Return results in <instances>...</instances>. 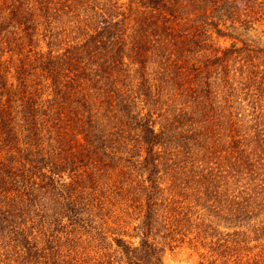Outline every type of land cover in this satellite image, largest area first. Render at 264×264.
<instances>
[{
  "label": "trees",
  "instance_id": "obj_1",
  "mask_svg": "<svg viewBox=\"0 0 264 264\" xmlns=\"http://www.w3.org/2000/svg\"><path fill=\"white\" fill-rule=\"evenodd\" d=\"M209 5L246 29L264 18V0H0V244L22 246L16 259L5 253L4 264L112 262L99 244L108 236L107 220L88 238H69L97 239L95 249L66 259L51 250L65 236L63 217L85 222L84 229L94 224L89 195L97 193L103 167L115 170L117 161L119 174L131 177L121 162L132 160L150 184L143 179L122 191L129 198L121 213L133 208L142 230L138 246L114 238L123 264H165L166 246L185 241L191 228L198 230L191 243L216 229L192 218V195L235 224L229 239L211 241V250L232 264H264V69L257 61L264 48H233L258 54L238 87L224 57L195 56L196 46L206 47L196 21L207 25L211 15L202 11ZM65 16L86 36L67 40L63 51L36 50L42 33L61 40ZM142 103L151 106L145 115ZM242 105L253 120L247 126ZM88 159L91 167L79 166ZM161 163L173 167L171 198L161 197ZM83 210L88 215L80 217ZM34 231L41 240H30Z\"/></svg>",
  "mask_w": 264,
  "mask_h": 264
},
{
  "label": "rangeland",
  "instance_id": "obj_2",
  "mask_svg": "<svg viewBox=\"0 0 264 264\" xmlns=\"http://www.w3.org/2000/svg\"><path fill=\"white\" fill-rule=\"evenodd\" d=\"M119 1V3H126L128 0H115ZM220 6L217 5H209L208 9L206 11L209 16L206 18L205 21L207 22V25L205 26L202 21L198 20L196 23L198 24V27H201V33L199 35H202V39H204V44H206L205 48H201L200 46H196V50L198 53L195 55L197 57L204 58L206 60H214L216 57H224V63L228 65L229 70L231 71V76H234L235 80L238 81L241 80V74L245 71L248 72V70L252 69L251 66V58L258 54H251L249 52L245 51H239L234 52L233 48H243L246 46L247 48H264V18L258 22L254 28H244L240 26L239 23H235L233 21V18H228L225 14H227L224 9L218 10ZM126 10V9H125ZM85 14H89L86 12ZM64 21L67 22V28L66 31H61V40L56 41L53 40V38L45 39L43 36L45 33L41 34V37L37 39V41L34 43L36 50H42L47 51L49 47L54 48L55 50L63 51L64 47H66V41L76 39L80 40L83 39L84 36H86L87 31L81 33L80 30H77L74 24H70L68 22L69 17L63 18ZM199 30V29H198ZM194 31L192 28H188L185 31L188 33H192L195 35V33H198ZM55 41V43H52ZM228 50H232L233 52L227 54ZM264 58H257L258 63L262 64L259 67L260 69H264ZM219 61H216V63ZM215 63V64H216ZM223 63V64H224ZM221 64V65H223ZM220 65V66H221ZM240 86L239 84L237 87ZM141 103V102H140ZM139 107V106H138ZM150 105L140 104L139 110L142 112V115H145L150 110ZM163 106L160 105L158 107V110L155 111L154 118L158 121V125L164 121L162 117H158L157 115L160 114L162 111H164L165 108H162ZM243 105L240 108V111H242V117H241V123H244L245 126L250 125L253 123L252 117L248 116L246 111L242 110ZM198 113V112H197ZM228 127L230 123H227ZM146 156L145 149H143L141 160ZM140 159V157L138 156ZM92 159L86 160V164L78 163L79 166L87 165L88 167L92 166ZM121 165H130L129 169H126V171L131 173V177L128 174L121 175L120 172V166L119 163L116 161L114 162L113 166L117 167V169L114 170V168H109L104 166L103 167V176H101L100 185L97 186V193L95 195H89L92 196L90 198V209H94L91 211V217L92 220L95 221L94 224L89 223V226H87L85 229L80 225H86L84 222L82 223H71L68 220V217H63V224H60V230L62 233L60 235H65L63 237L62 242L55 246L53 250H51L52 257H59V258H69L68 256H74L76 255V251H87V249H95V245L98 243L97 239L93 241H80V242H74L70 240L69 238H73V235L76 236H83V239L88 238V235H94L96 227L101 224V221L107 220L108 225H104V227H107V238L103 242H99L100 246L103 249V253L107 255V260L111 259L112 262L108 260V262L104 264H123L122 260L125 261L126 258H122V253L120 247H118L117 242L114 240V238L122 237L128 241H131L134 246H138L141 242L142 237V230L140 228L141 226V220L138 217L139 214H137L136 211L130 209L131 215L122 214V209L126 207L128 201L127 197L122 194V191L129 190V189H136V185L140 183L141 180L145 179L147 177V172L140 170L142 176H139L136 168L137 163L132 160L131 162H121ZM106 167V168H105ZM105 168V169H104ZM157 175L159 177L160 186L163 189V196L161 197H170L174 193L172 191V174H173V167L169 164H157ZM101 170V171H102ZM66 173V180L70 181V178H68V172ZM111 173H114L113 178H110ZM128 176V180H127ZM123 183H120V182ZM130 181H133V183L130 184ZM147 185L150 184L148 180L145 182ZM204 191V189H202ZM88 192L90 190L88 189ZM129 198V197H128ZM101 199V200H99ZM181 200V198H180ZM103 206V209L99 208L101 205ZM134 202L129 200V204ZM193 206L191 208V214L193 215L192 218L195 220L197 217L200 219H197L196 222H208L212 223L213 226L216 228L214 230H208L203 232L200 235L199 240L190 242L189 238H192L196 236L197 229L191 228V231H193L191 234H188V237L183 242H176L173 243L174 247L166 246V250L164 251V261L165 264H232V262L229 260V257H223L218 254V252H215L209 248V245L211 241H222L225 239H229L226 234L229 232H233L235 230V224L233 222H230V220H225L221 216H215V213L213 211H210L207 206L203 204L202 201H196L194 200V196L189 197V201ZM94 205V206H93ZM99 205V206H98ZM95 207V208H94ZM163 213V211H161ZM80 217L88 215L87 210H83L80 212ZM65 223V225H64ZM95 227V228H94ZM56 232L57 226H52L51 230ZM74 229V230H73ZM88 229L89 232L86 230ZM200 229H203V227H200ZM70 231V233L73 232L72 235L70 233L65 234L66 231ZM72 231V232H71ZM208 232V233H206ZM160 234L157 237V239L161 242V245L164 244V240L160 238ZM36 236H39L36 237ZM153 237H156V235H153ZM42 235L39 231H34L32 235L30 236L31 241H37L41 240ZM6 242V240H4ZM208 243L207 246L202 245V242ZM43 243V242H42ZM41 243V244H42ZM255 243V242H253ZM4 244V243H3ZM0 244V264H4V258L6 256L5 253H9L13 255V258H15L16 253L19 251L20 248H22L21 243H8V245ZM44 244V243H43ZM213 247V246H212ZM214 248V247H213ZM24 251V249L22 250ZM95 252L93 250L91 253ZM94 254V253H93ZM25 255V254H24ZM16 259V258H15ZM41 259V258H40ZM22 262L20 264H34L33 259H25L20 260L17 259L15 264H19L18 262ZM91 262V261H90ZM41 264V263H40Z\"/></svg>",
  "mask_w": 264,
  "mask_h": 264
}]
</instances>
